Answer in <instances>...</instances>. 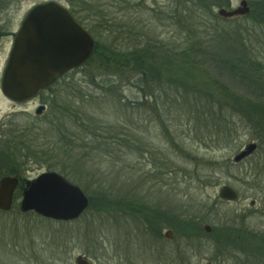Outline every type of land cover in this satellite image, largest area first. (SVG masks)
<instances>
[{"label": "rangeland", "instance_id": "374dc122", "mask_svg": "<svg viewBox=\"0 0 264 264\" xmlns=\"http://www.w3.org/2000/svg\"><path fill=\"white\" fill-rule=\"evenodd\" d=\"M44 1L49 0H0V122L10 125L6 130L28 127L20 142L27 144L28 153L34 154L40 144L55 150L51 157L22 159L17 152L10 155L2 143L0 176L18 166L26 179L68 170L67 179L86 191L89 207L74 221H57L22 213L17 198L15 208L0 210V264H76L79 254L92 264H257L224 245L244 228L264 236V137L261 141L241 124L229 136L208 113L218 104L212 99H227L225 86L227 93L239 97L248 88L226 74L210 76L214 72L208 68V75L200 76L205 84L195 82L202 93L165 84L162 91L153 90L162 94L154 106V98L141 96L150 91L146 83L141 91L127 71L110 74L98 58L54 84L56 104L38 117L39 100L11 102L3 96L1 79L15 32L30 9ZM53 1L74 11L96 43L108 49H129L146 41L173 47L181 39V10H175V0ZM240 1L230 0L223 7L236 8ZM247 1L251 8L252 0ZM219 8H214L217 14ZM260 50L264 59V48ZM50 113L56 117L49 118ZM250 142H257V152L235 162ZM59 149L64 155L57 154ZM224 185L235 189L237 200L220 199ZM122 199L136 201L133 217L120 213ZM105 205L112 212L98 210ZM144 207L163 209L160 218L168 225L175 217L181 222L164 227L159 237L148 234L138 214ZM197 217L204 218L203 231L197 228ZM188 218L192 220H184ZM168 229L172 238L165 235ZM187 232L193 238L184 236ZM260 241L264 248V238ZM179 250L185 251L182 262Z\"/></svg>", "mask_w": 264, "mask_h": 264}, {"label": "trees", "instance_id": "16d2710c", "mask_svg": "<svg viewBox=\"0 0 264 264\" xmlns=\"http://www.w3.org/2000/svg\"><path fill=\"white\" fill-rule=\"evenodd\" d=\"M175 2L177 4L175 10L178 12L181 10V18L177 22L180 27L181 39L173 47H166L163 41L156 43L150 41L140 42L129 49L114 46L108 49L97 43L92 57L84 66L91 65L100 58L101 63L104 65L102 67L106 68L110 74H120L122 76V73L127 71L130 77L133 76V80L137 86L139 85L141 91L144 90L143 84L146 83L150 91L144 95L142 92L141 96L142 98L144 96L154 98V106L162 94L153 90L162 91L165 84L174 87L178 91L186 89V91L192 90L202 93L203 88L195 82L205 84L204 79L201 81L200 76L208 75V68L211 73L214 72L210 76L221 73L237 78L240 83L248 88V91L243 93L242 97H239L227 93L229 89L225 86L224 92H226L227 99L224 101L212 99L218 104H216L217 106L213 104L208 109V113L213 121L222 124L223 131L227 132V135L231 136L237 132L241 124L252 128L257 135L256 138L262 141L261 138L264 137V59L260 48H264V0H252L251 12L246 16L235 19H224L214 11L217 6L229 5L230 0H175ZM256 29H260V31H256ZM210 79L215 84L217 83L215 77H210ZM90 81L95 84V76ZM114 82L110 87H115L116 83ZM155 85L157 86L155 87ZM53 104H56L55 98L52 99ZM164 110L168 111L166 108ZM233 119H235V122ZM89 130L91 129L86 126L84 131L89 132ZM73 138L76 137L73 136ZM21 141H24V139H12L5 144V149L9 151L10 155L17 152L22 159L37 160L49 157V152L52 153L55 150V148L49 146L48 151V146L44 147L40 144L35 146V149L39 150H35L34 154H31L27 152V144L20 143ZM104 142L108 141L104 140ZM70 152L73 153L69 150ZM57 154L62 156L64 152L59 149ZM60 173L66 178L71 175L68 170L64 169ZM1 174L3 176L6 174L21 175L22 173L18 166L8 171V173L2 172ZM23 186L24 182L22 181L15 193V201L21 197ZM104 197L107 196L104 195ZM122 202L123 209L120 213L126 215V217H133L137 208L134 204L136 201L122 199ZM13 208H15V205ZM98 210L112 212L106 205ZM138 214L139 216L142 214L141 221L144 230L156 237L161 236V230L164 227H173L176 226V222L178 224L181 222L177 220V217L173 218L175 220L174 224L168 225L163 222L160 218L163 214L161 208L144 207L142 213L138 209ZM194 220H200L197 223V228L203 231L200 226L204 222V218L197 217ZM191 228L193 229V227ZM233 233L238 234L237 236L235 234L230 235L233 239L226 238L228 242H225L224 245L227 247L226 250L228 252L238 251L242 256H248L246 258L247 263L255 261L257 264H264V248L258 242L264 236L261 237L253 231L245 232V228L242 231ZM184 234L190 239L194 235L192 232ZM184 252L182 250L180 254L179 250L180 262L183 260Z\"/></svg>", "mask_w": 264, "mask_h": 264}, {"label": "water", "instance_id": "95a60500", "mask_svg": "<svg viewBox=\"0 0 264 264\" xmlns=\"http://www.w3.org/2000/svg\"><path fill=\"white\" fill-rule=\"evenodd\" d=\"M250 13L247 0L236 8H219L218 15L230 19ZM96 40L80 24L70 10L60 2L49 0L35 5L15 34L14 46L2 80L3 93L16 101H23L54 84L67 72L82 66L93 54ZM40 111V109L38 110ZM250 142L235 157L241 162L257 150ZM20 177L6 175L0 179V210L9 211ZM222 200L235 201L238 194L229 185L219 192ZM254 201L251 205H254ZM89 207V198L77 185L56 171H47L34 179H26L20 209L57 221L79 218ZM204 230L211 232L206 224ZM166 237L172 238L168 230ZM76 264H92L78 255ZM210 264V263H207Z\"/></svg>", "mask_w": 264, "mask_h": 264}, {"label": "flooded vegetation", "instance_id": "af4514ba", "mask_svg": "<svg viewBox=\"0 0 264 264\" xmlns=\"http://www.w3.org/2000/svg\"><path fill=\"white\" fill-rule=\"evenodd\" d=\"M75 70H72V71H75ZM72 71H70L69 73H71ZM2 80H3V74H2V79H1V91H2ZM51 89H52V86L42 89L34 97L24 100V101H15L13 99L6 97L4 94L3 96H5L8 100L16 104H23V103L26 104L34 100H39L40 104L36 109V114L38 117H42V116H45V112L52 107L51 104H52L53 98H52ZM47 95H50V97H47ZM39 109L40 111H38ZM48 117L49 118L56 117V114L50 113ZM8 126L10 125H7V122H4V123L0 122V147L2 143H7L8 141H11L12 139H15V140L21 139L22 137H24V132H27V129H28V127H20V128H14L12 130H6ZM32 129L34 130V126Z\"/></svg>", "mask_w": 264, "mask_h": 264}]
</instances>
